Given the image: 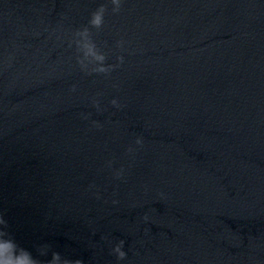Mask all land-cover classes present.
<instances>
[{"label": "water", "instance_id": "obj_1", "mask_svg": "<svg viewBox=\"0 0 264 264\" xmlns=\"http://www.w3.org/2000/svg\"><path fill=\"white\" fill-rule=\"evenodd\" d=\"M0 220L37 257L264 264V0H0Z\"/></svg>", "mask_w": 264, "mask_h": 264}, {"label": "clouds", "instance_id": "obj_2", "mask_svg": "<svg viewBox=\"0 0 264 264\" xmlns=\"http://www.w3.org/2000/svg\"><path fill=\"white\" fill-rule=\"evenodd\" d=\"M93 23H99L98 16L93 20ZM2 223L3 221L0 220V224ZM122 244L123 241L115 244L112 248L118 258H123L126 255ZM39 257H45V259ZM39 257L34 256L27 249L18 247L9 234L0 230V264H82L78 258L69 259L64 257L60 252L52 250L47 245L40 247Z\"/></svg>", "mask_w": 264, "mask_h": 264}]
</instances>
